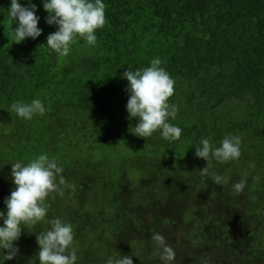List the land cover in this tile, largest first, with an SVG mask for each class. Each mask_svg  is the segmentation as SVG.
<instances>
[{
	"label": "trees",
	"instance_id": "1",
	"mask_svg": "<svg viewBox=\"0 0 264 264\" xmlns=\"http://www.w3.org/2000/svg\"><path fill=\"white\" fill-rule=\"evenodd\" d=\"M32 2L42 34L15 44L10 0H0L3 206L14 189L11 164L47 153L73 187L47 199L46 220L72 224L76 264H106L117 252L133 264H162L154 232L172 248L171 264H264V0H104L97 43L77 36L67 57L41 47L57 29L45 23L41 0ZM156 57L175 80L168 102L179 111L170 123L182 134L171 143L158 131L133 135L137 121L125 109L123 73ZM33 99L45 104L43 116L26 121L10 111ZM228 134L240 137L241 156L211 161L210 172L229 178L219 186L200 176L206 161L194 147L202 138L218 147ZM241 179L247 184L236 194ZM48 227H26L30 235L14 242L18 256L4 264H29Z\"/></svg>",
	"mask_w": 264,
	"mask_h": 264
},
{
	"label": "clouds",
	"instance_id": "2",
	"mask_svg": "<svg viewBox=\"0 0 264 264\" xmlns=\"http://www.w3.org/2000/svg\"><path fill=\"white\" fill-rule=\"evenodd\" d=\"M25 3L27 6H22L20 0H10L7 10L9 24L16 25L14 30L11 28L15 44L27 38L35 40L42 34V29L38 27L40 17L36 15V5L32 0H25ZM41 3L48 14L45 23L57 29L46 37V46H41L50 55L67 57L77 36L88 45L95 46V32L107 22L104 0H41ZM162 65L163 61L156 57L145 68L135 71L127 69L123 73L122 79L128 82L125 109L128 119L137 121L132 127L133 135L146 140L158 131L163 140L171 143L180 139L182 129L170 123V120H175L179 108L175 103L168 102L174 95L175 80ZM46 110L40 99L16 101L10 105V111L26 121L43 116ZM241 143L240 137L233 134L226 135L218 147L210 142V138H202L194 147V156L206 161V167L199 170L200 176L208 177L219 186L227 184L228 177L210 172L211 161L226 164L238 160ZM63 171L58 159L47 153H41L27 163L18 160L11 164L10 178L14 189L5 198V207L0 202V264L18 256L20 249L14 242L24 235H30L32 231L24 230L26 227L40 222H46L49 227L36 236L39 250L29 264H36L37 261L38 264H76L77 250L72 224L58 217L46 220L49 211L47 199L52 194L63 197L65 188L73 187L67 183ZM246 184V179H241L232 185V190L239 194ZM13 185L10 184V187ZM151 240L161 249L162 264H171L174 252L166 245L164 236L154 232ZM106 264H133V260L117 252L107 259Z\"/></svg>",
	"mask_w": 264,
	"mask_h": 264
},
{
	"label": "rangeland",
	"instance_id": "3",
	"mask_svg": "<svg viewBox=\"0 0 264 264\" xmlns=\"http://www.w3.org/2000/svg\"><path fill=\"white\" fill-rule=\"evenodd\" d=\"M168 195L170 196L171 193H169ZM215 197H216V194H213V198H215ZM206 199H209V198L206 197ZM208 204H211V202H208ZM177 207H178V206H177ZM205 208H207V210L210 211V212L212 213V211H211V207H210V206L205 205ZM179 213H180V212H179ZM205 219H206V218L203 217V218L200 219V221H203V220H205ZM188 223H189V224H188V227H189V228L194 229V230H197V229L195 228V226H194L195 223H190V222H188ZM253 243H254L253 241H250L248 244L251 245V244H253ZM239 258H240V257H236L235 259H233L236 263H233L232 260H230V261H229V260H225V263H227V264H239V261H238ZM221 262H223V261H221ZM221 262H220V263H221Z\"/></svg>",
	"mask_w": 264,
	"mask_h": 264
},
{
	"label": "flooded vegetation",
	"instance_id": "4",
	"mask_svg": "<svg viewBox=\"0 0 264 264\" xmlns=\"http://www.w3.org/2000/svg\"><path fill=\"white\" fill-rule=\"evenodd\" d=\"M235 241H237V239H234L233 242L231 244H233Z\"/></svg>",
	"mask_w": 264,
	"mask_h": 264
}]
</instances>
